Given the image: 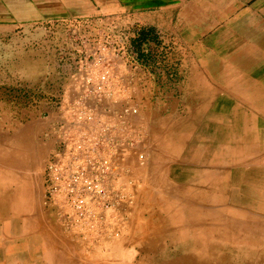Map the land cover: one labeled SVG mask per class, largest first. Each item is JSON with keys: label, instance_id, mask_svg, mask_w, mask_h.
<instances>
[{"label": "rangeland", "instance_id": "obj_1", "mask_svg": "<svg viewBox=\"0 0 264 264\" xmlns=\"http://www.w3.org/2000/svg\"><path fill=\"white\" fill-rule=\"evenodd\" d=\"M37 1L0 0V172L24 205L0 222V264H264V118L254 139L234 132L203 67L246 80L232 58L264 65V0H225L218 19L205 8L197 31L213 0ZM69 54L104 55L123 90H68ZM200 81L211 91L196 101ZM58 165L93 183L56 182ZM250 170L263 174L240 184ZM34 230L54 259L24 245Z\"/></svg>", "mask_w": 264, "mask_h": 264}, {"label": "bare ground", "instance_id": "obj_2", "mask_svg": "<svg viewBox=\"0 0 264 264\" xmlns=\"http://www.w3.org/2000/svg\"><path fill=\"white\" fill-rule=\"evenodd\" d=\"M200 7V6H199ZM197 9V8H196ZM198 11L196 10V18H198ZM193 14V13H192ZM195 16V15H194ZM180 19L183 21H187L188 19H191L189 17L188 14L185 13H181L180 14ZM187 37V36H186ZM206 68L204 69H208V74L210 76V79L215 83V85H217L218 87L223 86V88H225L227 90V92L229 93V100H228V105H225V114L221 116L222 121L224 122H232V129L234 130V132L236 133H241L243 132L245 134V136H247L248 138H256V131L258 129L257 123H258V119L259 118H264V92L263 91H258L255 90V84H253V86L249 85L247 83V81H245L243 83V81L241 80V78H237V77H232L229 76V78H218L215 77L216 75L214 74V72L212 71L213 69H210L209 64L208 65H204ZM227 72V71H226ZM230 75V74H229ZM240 79V80H239ZM212 82V83H213ZM214 89V88H213ZM211 91V89L204 84V82H198V85H196V101L197 100H201L203 98V93L207 94ZM220 91V90H219ZM223 92V91H222ZM214 93V91H213ZM220 93V92H219ZM224 93V92H223ZM226 93V92H225ZM215 94V93H214ZM178 103V102H177ZM222 106V105H221ZM220 106V107H221ZM222 108V107H221ZM220 115V114H219ZM214 116V115H213ZM216 117V116H215ZM208 118V117H207ZM212 120V119H211ZM213 121V120H212ZM253 122L254 124H252V128H247L248 123ZM219 123V122H218ZM225 124V123H224ZM249 126V125H248ZM241 131V132H240ZM217 134H221L220 129H216ZM232 135V134H231ZM203 137V136H202ZM208 137V136H206ZM209 138V137H208ZM239 138V137H238ZM202 139V138H200ZM234 141V139H232ZM206 143V142H205ZM247 144V143H246ZM249 146V145H248ZM199 147V146H197ZM201 147V146H200ZM244 147V145H243ZM253 147V146H252ZM16 148V147H15ZM22 149V148H21ZM20 149V150H21ZM198 149V148H197ZM226 149V148H225ZM255 149V148H254ZM252 150V149H251ZM256 151V150H255ZM245 152V151H244ZM225 155V154H224ZM139 156V155H138ZM225 158V157H224ZM32 160V158H31ZM135 160V159H134ZM167 160V159H166ZM4 161V160H3ZM224 161V160H223ZM201 164V163H200ZM203 164V163H202ZM138 165V164H137ZM255 165V164H254ZM225 166V165H224ZM229 166V165H228ZM234 166V165H233ZM237 166V165H236ZM222 167V165H221ZM231 167V166H230ZM5 169V168H4ZM243 171V169H242ZM165 172V171H164ZM25 174V173H24ZM165 174V173H164ZM263 173L262 172H258L256 170H250V171H246V172H240L238 174L237 177V181L241 184L243 182L247 183L246 186H248V183H255L258 181V179L261 177ZM8 177V176H7ZM5 175H3L0 172V219H1V223H3L5 221V216L7 215L8 212H13V213H20L22 211V209L24 208V205H22L21 202H19V194L18 192L15 191H9V187H8V181ZM11 178V177H10ZM96 178V177H95ZM14 181V180H13ZM12 182V181H11ZM229 182V181H228ZM195 183V182H194ZM231 184V183H230ZM238 184V183H237ZM11 186V185H10ZM250 187V186H249ZM235 188V187H233ZM235 190V189H234ZM212 193V192H211ZM231 193V191H230ZM237 193V192H236ZM214 194V193H213ZM240 194V193H239ZM163 195V194H162ZM211 195V194H210ZM229 195V194H228ZM136 196V195H135ZM215 196V195H214ZM238 197V196H237ZM260 197V196H259ZM138 198V197H137ZM261 199V198H260ZM135 200V199H134ZM141 200V199H140ZM212 200V199H211ZM262 200V199H261ZM146 201V200H145ZM216 201V200H215ZM248 201V200H247ZM252 201V199H251ZM250 201V202H251ZM258 201V200H257ZM263 201V200H262ZM23 202V201H22ZM141 202V201H140ZM24 203V202H23ZM135 203V202H134ZM132 203V205L134 204ZM248 203V202H247ZM38 204V203H37ZM138 204V203H137ZM231 204V203H230ZM131 205V204H130ZM244 205V204H242ZM135 206V205H134ZM154 207V206H153ZM76 208V207H75ZM133 208V207H132ZM36 209V208H35ZM34 209V210H35ZM141 209V208H140ZM139 209V210H140ZM143 209V208H142ZM226 209V208H225ZM131 210V209H130ZM228 210V209H227ZM147 211V210H146ZM150 212V211H149ZM152 212V211H151ZM254 213V212H253ZM131 214V213H130ZM135 214V213H134ZM140 214V213H139ZM14 215V214H13ZM244 216V215H243ZM24 217V216H23ZM20 218V217H19ZM138 218V217H137ZM154 218V217H153ZM163 218V217H162ZM26 219V218H25ZM24 219V220H25ZM133 219V218H132ZM243 219V218H242ZM7 220V219H6ZM14 220V219H13ZM130 220V218H129ZM138 219H136L137 221ZM133 221V220H132ZM139 221V220H138ZM141 221V220H140ZM205 221V220H204ZM131 222V220H130ZM203 222V221H202ZM14 223V222H12ZM137 222H135L136 224ZM200 223V222H199ZM238 223V222H237ZM132 224V223H131ZM225 224V223H224ZM243 224V223H242ZM245 224V223H244ZM130 225V224H129ZM12 226V224H9L7 226L2 224V227L0 229V233L1 234H5L4 230L9 231L10 227ZM45 226V225H44ZM131 226V225H130ZM128 226V227H130ZM244 226V225H243ZM218 227V226H217ZM236 227V226H235ZM48 228V227H47ZM131 228V227H130ZM133 228V227H132ZM138 228V227H137ZM136 228V229H137ZM179 228V227H178ZM212 228V226H211ZM219 228V227H218ZM231 228V227H230ZM233 228V227H232ZM245 228V227H244ZM45 229V228H44ZM126 229H128L126 227ZM134 229V228H133ZM208 229V228H207ZM235 229V228H234ZM240 229V228H239ZM247 229V228H246ZM12 231L14 235H22V232L25 233V229L24 227H19L17 225V223L13 224L12 227ZM35 231V230H34ZM29 232V237L26 238L24 245H28V247H30L33 252L35 254H38L39 257L41 258H53L50 257L48 255H46V253H44V246L47 243V236L46 238L43 237L42 234H38L37 231L35 232ZM48 231V230H47ZM132 231V230H131ZM136 231V230H135ZM258 231V230H257ZM82 232V231H81ZM178 232V231H177ZM180 232V231H179ZM239 232V231H237ZM241 232V231H240ZM259 232V231H258ZM50 233V232H48ZM53 233V232H52ZM76 233V232H75ZM225 233V232H224ZM228 233V232H227ZM232 233V232H231ZM47 234V233H46ZM51 234V233H50ZM236 234V233H235ZM243 234V233H242ZM247 234V233H246ZM52 235V234H51ZM55 235V234H54ZM131 235V234H130ZM216 235V234H215ZM226 234H224L225 236ZM232 235V234H230ZM238 235V234H237ZM252 235V234H251ZM3 236V235H2ZM15 236V237H16ZM24 236V235H23ZM138 236V235H137ZM142 236V235H141ZM151 236V235H150ZM241 236V235H240ZM19 237V236H17ZM130 237V236H129ZM140 237V236H139ZM218 237V236H217ZM216 237V238H217ZM227 237V236H226ZM225 237V238H226ZM235 236H233L234 238ZM245 237V236H244ZM24 238V237H23ZM124 238V237H123ZM248 238V237H247ZM246 238V239H247ZM9 239V238H7ZM125 239V238H124ZM218 239V238H217ZM244 239V238H242ZM249 239V238H248ZM3 240V239H2ZM10 240V239H9ZM17 240V238H16ZM50 240V239H49ZM57 240V238H56ZM59 240V239H58ZM127 240V238H126ZM125 240V241H126ZM137 240V239H136ZM220 240V239H219ZM225 240V239H224ZM227 240V239H226ZM59 242V241H58ZM61 242V241H60ZM118 242V241H116ZM127 242H129L127 240ZM242 242V241H241ZM245 242V241H244ZM17 243V242H16ZM49 243V242H48ZM62 243V242H61ZM123 244V241L121 242ZM50 244V243H49ZM66 244V243H63ZM120 244V245H122ZM128 244V243H126ZM251 244V243H250ZM119 245V244H118ZM125 245V243H124ZM48 246V245H47ZM3 247V246H2ZM26 247L25 249L30 252L31 250ZM117 247V246H116ZM58 248V247H57ZM115 248V247H114ZM257 248V247H256ZM51 249V248H49ZM119 249V248H118ZM6 250V249H5ZM55 250V249H54ZM62 250V249H61ZM50 251V250H49ZM64 251V250H63ZM96 251V250H95ZM115 251V249H114ZM117 251V250H116ZM25 252V251H24ZM51 252V251H50ZM113 252V251H112ZM118 252V251H117ZM31 253V252H30ZM29 253V254H30ZM61 253V252H59ZM109 253V252H108ZM122 253V252H121ZM28 254V255H29ZM53 254V253H52ZM55 254V252H54ZM57 254V253H56ZM9 255V253H8ZM58 255V254H57ZM67 255V254H66ZM3 255H0V263L4 262V257H2ZM14 256V255H13ZM22 256V255H21ZM102 256V255H101ZM16 257V256H15ZM64 257V256H63ZM68 257V256H67ZM3 258V259H2ZM55 258V257H54ZM53 258V259H54ZM57 258V257H56ZM68 259H71L68 257ZM76 259V258H75ZM5 260H7L5 258ZM12 260V259H11ZM19 260V259H18ZM103 260V259H102ZM119 260V259H117ZM13 261V260H12ZM29 261V260H27ZM61 261V259H60ZM62 261H64L62 259ZM84 261V260H83ZM111 261V260H110ZM121 261V260H120ZM10 262V261H9ZM17 262V261H16ZM122 262V261H121ZM176 262V261H175ZM179 262V261H178ZM25 263V262H24ZM90 263V262H89ZM30 264V263H29Z\"/></svg>", "mask_w": 264, "mask_h": 264}, {"label": "crops", "instance_id": "obj_3", "mask_svg": "<svg viewBox=\"0 0 264 264\" xmlns=\"http://www.w3.org/2000/svg\"><path fill=\"white\" fill-rule=\"evenodd\" d=\"M35 1L37 2V4H40V5L46 4L44 1L43 2H39L37 0H35ZM91 1L95 4H98V2H99L98 0H91ZM223 6H224V9L227 13L233 12L235 9V8L229 9L228 4L225 3V0H213V2L211 4L200 3V7L197 8L196 10L199 12L201 10H204L205 8H208V10H206V11H208V13H210V15H212L214 19H218L217 11L219 10V8H222ZM204 20H205V18L201 17V15H199V13H198V18H196V31L202 25ZM224 47L228 51L227 46L225 45ZM111 56L113 58L118 57V56L111 54L109 56V58ZM121 56L124 57L125 55H121ZM122 57H118V59L121 60ZM65 58L66 57H64V59ZM106 58L107 57H104V55L94 57V56H91L88 54H69L68 57L65 59V61H67L65 63V65L67 66L68 70L62 76V77H64L63 78L64 79L63 85L66 86L68 90H73V91H79L85 87L87 88L88 80H91V84L95 85L97 82L96 83H94V82L98 79L99 76L97 75V72L95 73L92 70L90 65L93 61H98V62H100L99 67H98V71L103 70V67L106 66V64L104 62L106 60ZM130 59L134 60V57H130ZM232 59H233V68L242 70L241 74L251 75L246 80L241 78L243 83L245 81H247V83L250 86L251 85L253 86V84H255L256 85L255 90L264 92V87L261 88V85L264 86V65H263V63H261L262 61L259 58L255 57L253 54H251V55L248 54V55L243 56L241 58H232ZM136 64L137 63L132 64V65L135 66ZM209 66H210V69L214 70V66H212V64ZM203 67H205V66H203ZM249 70H253V71L249 72ZM121 76H123V75H119V79H121ZM115 79H116V77H115ZM119 79H116V80H119ZM118 82H120L119 83L120 87H116L117 81H115L113 83V80H112V84H111V78L108 75V78L104 83L107 86H111V88L109 87L110 88L109 91L114 92V91L123 90V88H122L123 86H121V85H123L122 81L120 80Z\"/></svg>", "mask_w": 264, "mask_h": 264}, {"label": "built area", "instance_id": "obj_4", "mask_svg": "<svg viewBox=\"0 0 264 264\" xmlns=\"http://www.w3.org/2000/svg\"><path fill=\"white\" fill-rule=\"evenodd\" d=\"M98 84L96 85V89L103 92H109V86L105 85V81L108 78V71L103 69L98 71ZM110 97V94H107ZM130 114L135 115L137 111L135 109L129 111ZM80 148V147H78ZM139 159H142V155L138 156ZM54 179L59 183H93L83 178L82 176H77L74 172L70 171L67 166L58 165L53 169ZM76 205H82L83 201L81 199H76L73 201Z\"/></svg>", "mask_w": 264, "mask_h": 264}]
</instances>
